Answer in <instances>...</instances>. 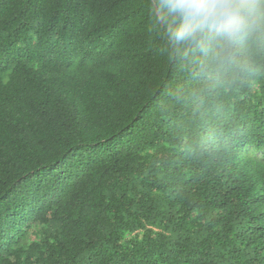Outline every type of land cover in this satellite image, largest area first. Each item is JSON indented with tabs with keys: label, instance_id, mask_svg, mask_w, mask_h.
I'll return each mask as SVG.
<instances>
[{
	"label": "trees",
	"instance_id": "obj_1",
	"mask_svg": "<svg viewBox=\"0 0 264 264\" xmlns=\"http://www.w3.org/2000/svg\"><path fill=\"white\" fill-rule=\"evenodd\" d=\"M0 264H264V37L222 61L155 0H0Z\"/></svg>",
	"mask_w": 264,
	"mask_h": 264
},
{
	"label": "clouds",
	"instance_id": "obj_2",
	"mask_svg": "<svg viewBox=\"0 0 264 264\" xmlns=\"http://www.w3.org/2000/svg\"><path fill=\"white\" fill-rule=\"evenodd\" d=\"M173 45L229 60L244 42L264 37V0H155Z\"/></svg>",
	"mask_w": 264,
	"mask_h": 264
}]
</instances>
